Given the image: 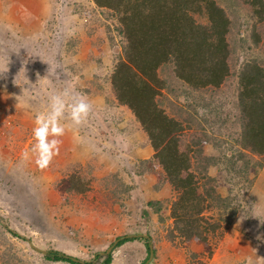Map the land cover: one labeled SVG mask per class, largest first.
I'll list each match as a JSON object with an SVG mask.
<instances>
[{
	"label": "rangeland",
	"instance_id": "rangeland-1",
	"mask_svg": "<svg viewBox=\"0 0 264 264\" xmlns=\"http://www.w3.org/2000/svg\"><path fill=\"white\" fill-rule=\"evenodd\" d=\"M8 1L0 0V69L7 68L0 75V264H70L43 254L58 250L87 261L108 248L110 264H143L147 250L140 235L149 237L154 250L144 264H264V158L227 136L230 121L216 129L233 108L230 97L241 65L264 62L263 40L257 46L252 42L251 7L242 0H217L230 20L234 72L222 89L196 92L169 69L160 74L167 82L162 93L173 100L168 111L186 118L184 126L190 124L178 133L177 147L192 148L191 170L200 167L208 174L212 180L205 184L217 193L210 199L217 205L206 213L220 218L221 226L204 242L171 237L169 211L160 210L161 221L147 205L158 200L168 209L175 192L154 152L142 151L147 135L129 111L105 107L104 77L122 44L107 30L113 19L91 0H37L33 8L30 0H14L17 10ZM255 30L264 38V20ZM65 89L84 96L92 110L79 126L63 121L67 128L59 154L41 170L31 153L28 160L21 154L35 143V115ZM216 108L224 113L213 123ZM196 132L204 134L200 140ZM195 142L210 159L193 158ZM240 150L247 154L242 162L231 161ZM255 162H262L259 169ZM73 172L91 177L89 189L71 190ZM122 236L139 238L114 246Z\"/></svg>",
	"mask_w": 264,
	"mask_h": 264
},
{
	"label": "trees",
	"instance_id": "trees-1",
	"mask_svg": "<svg viewBox=\"0 0 264 264\" xmlns=\"http://www.w3.org/2000/svg\"><path fill=\"white\" fill-rule=\"evenodd\" d=\"M242 1L251 7L256 16L252 23V42L257 46L263 40L264 46V38L255 30L258 23L264 20V0ZM91 2L113 19L107 25V30L111 34L114 31L122 41L121 54L104 77L105 93H109V96L106 94L104 97L105 107L129 111L139 128L147 135L146 145L154 152L164 178L171 191L175 192L168 209L165 205L161 206L163 201L158 200L148 201L147 205L157 211L161 221L165 218L160 210L169 211L166 217L173 219V225L169 229L171 237H195L207 242L221 226L220 218L216 220L206 213L215 203L210 199L217 196V193L214 186L205 184L212 180L208 174H204L200 167L191 170L189 151L192 148L180 151L177 147L178 133L185 127H190V124L184 126L186 118L175 117L168 111L173 100L162 93L167 82L160 74L162 70L164 74L169 69L177 82L196 92L222 89L227 79L234 74L227 39L230 20L217 0ZM110 40H113L112 36ZM241 66L235 75L236 82L230 97L233 108L227 114V120L219 118L224 113L220 108H216L210 120L214 123L216 118L221 119V124L217 120L219 126L216 125L219 131L230 121L233 128L232 133L227 132L229 129L226 128L227 136L234 139L240 147L248 149L251 154L264 158V62L247 60ZM160 99L165 100V106ZM191 120L194 122L195 118ZM198 125L200 126L199 123ZM200 129L204 131L203 128ZM196 134L200 135L199 140L204 135L198 132ZM195 144L197 147L195 146L193 158L210 159L211 156L198 146L199 143ZM231 155V161L242 162L247 154L240 150ZM254 159L252 157V161ZM261 164L262 162H255L254 167L259 169ZM183 171L185 175L182 174ZM69 181L72 191L83 193L89 189L91 177L86 173L73 172ZM140 236L146 241L147 255L144 264L151 250L149 237ZM136 238L139 237H118L114 246ZM152 252L154 255L153 249ZM43 255L47 260L70 264H110L112 260V250L109 253L97 252L92 260L87 261L77 260L58 250H48Z\"/></svg>",
	"mask_w": 264,
	"mask_h": 264
},
{
	"label": "clouds",
	"instance_id": "clouds-1",
	"mask_svg": "<svg viewBox=\"0 0 264 264\" xmlns=\"http://www.w3.org/2000/svg\"><path fill=\"white\" fill-rule=\"evenodd\" d=\"M6 71L7 68L0 69V75ZM91 110V103L79 93L65 89L52 94L46 110L35 115L33 128L35 143L30 151L25 150L21 154V159L28 160L31 153L35 165L41 170L46 169L59 154L62 144L60 138L65 135L67 128L63 121L67 119L72 125L79 126L88 118Z\"/></svg>",
	"mask_w": 264,
	"mask_h": 264
},
{
	"label": "crops",
	"instance_id": "crops-1",
	"mask_svg": "<svg viewBox=\"0 0 264 264\" xmlns=\"http://www.w3.org/2000/svg\"><path fill=\"white\" fill-rule=\"evenodd\" d=\"M36 1L37 0H30V3L32 5V8L34 7L33 5H36V3H37ZM8 4H10L9 8H12L13 7L16 10L18 9V7H17L18 5L16 6V4H14V0L8 1ZM142 149H143L142 151L144 153H147V154L152 153L151 152V148L149 146L145 145V144L142 146Z\"/></svg>",
	"mask_w": 264,
	"mask_h": 264
},
{
	"label": "water",
	"instance_id": "water-1",
	"mask_svg": "<svg viewBox=\"0 0 264 264\" xmlns=\"http://www.w3.org/2000/svg\"><path fill=\"white\" fill-rule=\"evenodd\" d=\"M150 255H149V258L148 259H151L152 258V256H153V252H152V247H151V244H150ZM111 251V249L110 248H108L106 251H105V253H109Z\"/></svg>",
	"mask_w": 264,
	"mask_h": 264
}]
</instances>
